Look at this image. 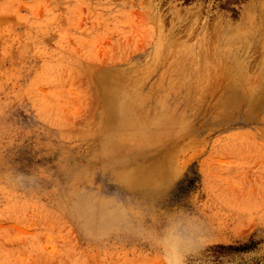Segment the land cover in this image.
<instances>
[{
	"label": "rangeland",
	"instance_id": "obj_1",
	"mask_svg": "<svg viewBox=\"0 0 264 264\" xmlns=\"http://www.w3.org/2000/svg\"><path fill=\"white\" fill-rule=\"evenodd\" d=\"M263 6L0 0V264H264Z\"/></svg>",
	"mask_w": 264,
	"mask_h": 264
},
{
	"label": "clouds",
	"instance_id": "obj_2",
	"mask_svg": "<svg viewBox=\"0 0 264 264\" xmlns=\"http://www.w3.org/2000/svg\"><path fill=\"white\" fill-rule=\"evenodd\" d=\"M177 228L182 226L177 225ZM194 248V240L189 236L187 239L177 241V246L171 251L165 252V264H184V256Z\"/></svg>",
	"mask_w": 264,
	"mask_h": 264
},
{
	"label": "trees",
	"instance_id": "obj_3",
	"mask_svg": "<svg viewBox=\"0 0 264 264\" xmlns=\"http://www.w3.org/2000/svg\"><path fill=\"white\" fill-rule=\"evenodd\" d=\"M249 244H244V245H233V244H217L212 246V255L219 259L223 256H228L232 253H236L239 251H243L245 249H248Z\"/></svg>",
	"mask_w": 264,
	"mask_h": 264
},
{
	"label": "bare ground",
	"instance_id": "obj_4",
	"mask_svg": "<svg viewBox=\"0 0 264 264\" xmlns=\"http://www.w3.org/2000/svg\"><path fill=\"white\" fill-rule=\"evenodd\" d=\"M261 6H262V4L259 6L260 9L262 8ZM263 7H264V6H263ZM263 9H264V8H263ZM261 10H262V9H261ZM210 60H211V59H210ZM255 63H256V62H255Z\"/></svg>",
	"mask_w": 264,
	"mask_h": 264
}]
</instances>
